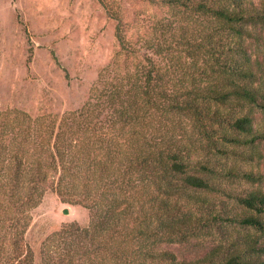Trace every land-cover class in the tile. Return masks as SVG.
I'll use <instances>...</instances> for the list:
<instances>
[{
	"label": "trees",
	"instance_id": "1",
	"mask_svg": "<svg viewBox=\"0 0 264 264\" xmlns=\"http://www.w3.org/2000/svg\"><path fill=\"white\" fill-rule=\"evenodd\" d=\"M139 1L164 13L134 37L116 0H100L121 50L79 110L59 121L0 112V264H35L30 211L48 191L91 222L49 237L41 264H264L263 188L236 198L245 211L229 222L255 231L239 244L226 236L190 262L163 248L200 224L207 201L194 193L237 175L212 155L264 145V2Z\"/></svg>",
	"mask_w": 264,
	"mask_h": 264
},
{
	"label": "rangeland",
	"instance_id": "2",
	"mask_svg": "<svg viewBox=\"0 0 264 264\" xmlns=\"http://www.w3.org/2000/svg\"><path fill=\"white\" fill-rule=\"evenodd\" d=\"M116 3L134 37L147 34L151 19L164 13L139 0ZM117 25L100 0H0V112L19 110L34 118L51 115L59 121L65 113L79 110L89 101L101 71L121 50ZM259 125L264 126V117L259 119ZM230 149L236 155L212 158L217 168L233 169L237 175L217 179L213 193H194L207 201L206 208L196 213L200 224H194L191 232L176 243L163 246L181 261L208 258L226 236L238 242L244 234H255L228 219L245 211L237 197L264 189V182L253 183L241 176L264 172V159L256 156V151L264 154V145L257 149ZM30 216L26 241L35 264L42 263L44 243L54 233L72 223L86 228L91 222L87 209L64 203L52 191L47 192L39 207L30 211ZM222 259L223 256L216 257V263Z\"/></svg>",
	"mask_w": 264,
	"mask_h": 264
},
{
	"label": "water",
	"instance_id": "3",
	"mask_svg": "<svg viewBox=\"0 0 264 264\" xmlns=\"http://www.w3.org/2000/svg\"><path fill=\"white\" fill-rule=\"evenodd\" d=\"M64 213H65V214H69V211H68V210H64Z\"/></svg>",
	"mask_w": 264,
	"mask_h": 264
}]
</instances>
